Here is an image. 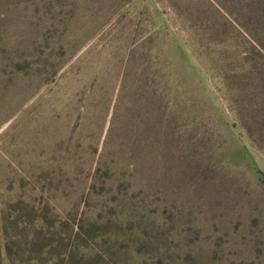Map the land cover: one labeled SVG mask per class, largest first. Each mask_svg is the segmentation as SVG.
Masks as SVG:
<instances>
[{
    "label": "rangeland",
    "instance_id": "374dc122",
    "mask_svg": "<svg viewBox=\"0 0 264 264\" xmlns=\"http://www.w3.org/2000/svg\"><path fill=\"white\" fill-rule=\"evenodd\" d=\"M262 14L264 0H0V264H264V136L246 113L264 91L213 71L264 77ZM155 121L181 137L186 179L167 188L174 149L167 164L156 142L139 150L152 213L113 160L93 179L109 127L147 140Z\"/></svg>",
    "mask_w": 264,
    "mask_h": 264
},
{
    "label": "trees",
    "instance_id": "16d2710c",
    "mask_svg": "<svg viewBox=\"0 0 264 264\" xmlns=\"http://www.w3.org/2000/svg\"><path fill=\"white\" fill-rule=\"evenodd\" d=\"M261 18H264L263 14L261 15ZM256 21L260 20L258 17L255 19ZM263 35H261V39L264 41ZM31 49H33V51H36L37 46L31 47ZM225 52H229L227 50H225ZM219 67H217V69L213 71L215 74L221 75L224 77L225 81H230V80H243L241 84L238 85V89L239 91H244L245 93H255L258 94L259 92L264 91V77H262L261 74V70H259V72L255 71V78L253 79L252 75L250 72H244L243 70H240L239 72H233L231 70V66L230 64H218ZM34 68V67H32ZM259 73V74H258ZM230 75V76H227ZM41 78H43V76L39 75ZM125 79V78H124ZM253 81L258 82V87L252 85ZM262 106V105H261ZM252 119H250L253 127H255L256 132L259 136H264V111L262 110V108H256L253 109L251 111H247L246 112ZM136 114L134 112H131L129 114V118H134L135 119ZM145 123L142 121V124ZM138 123L132 124L129 126L130 128H133L132 132H134V135H136L135 137H129L128 140H126V136L124 133V128L123 127H119V129L117 131H115V133H113L112 128H108L106 135L103 138L102 141V146L105 148H109V152L107 153H103L104 154V161L101 160L97 163V165L95 166V170L97 173L93 179V183H96L97 181H101V179L104 178L103 175H105L104 173H102L101 169L102 168H106L105 167V162H107L108 160H113L110 163V169L108 171H113V172H117L121 178V182L124 183L125 187H126V191L128 193H136L138 195V197L134 196L135 199V203L138 207H144V212L147 211V209H149V211H151L152 213H154L155 211L158 212L157 207L158 204L155 201L154 202L151 200V202L147 201L149 200V198H145L144 196H142L141 191L144 189H148L149 191H152L154 193H158L155 192L154 190L158 189L159 184L158 182L154 181L152 174L150 173L149 175H145L143 173V168L144 165H146V162H144V159L141 157L139 150H143L145 149V151L149 152V154L152 153V149H153V142L158 144V147H160L162 150V154H164V162L165 164H167V160H169V155L167 156V152H169L168 149H174L175 154L178 157H175V159H177L178 161L176 162L178 165V168L180 170V172L178 173V177L175 179V181L172 179V181H174V183L176 184L175 187L172 186H168L167 188L169 189V191H174V190H178L180 188V184L183 185L184 181H185V172H186V168H181L183 166V156L186 152L185 146L182 145L181 143V137H169L168 134V128L166 126V124H164V122H153V124L151 125L152 128V135L153 137L151 138V136L146 140V138H144V140H140L141 135H139V128L137 126ZM247 128H243L242 131V136H247L246 133H250L249 129L246 130ZM148 132L151 133V130H147ZM247 131V132H246ZM128 135L129 132L127 133ZM248 137V136H247ZM131 140L133 141V143L131 142ZM249 142H252V140L248 139ZM148 154V153H147ZM152 155H150V157L148 158V162L149 165H151L152 163ZM172 164V163H170ZM181 167H180V166ZM99 169V170H98ZM169 172H170V168H168ZM151 171H147L145 173H148ZM258 177H259V182L262 184H264V169H263V173L259 172L258 173ZM108 180V179H107ZM165 180L167 182L170 181V179L165 178ZM185 184V183H184ZM147 199V200H146Z\"/></svg>",
    "mask_w": 264,
    "mask_h": 264
}]
</instances>
